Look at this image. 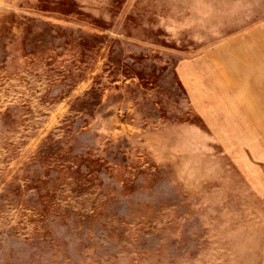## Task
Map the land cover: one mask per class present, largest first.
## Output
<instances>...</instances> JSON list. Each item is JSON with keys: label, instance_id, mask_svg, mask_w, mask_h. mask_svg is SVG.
I'll return each mask as SVG.
<instances>
[{"label": "rangeland", "instance_id": "rangeland-1", "mask_svg": "<svg viewBox=\"0 0 264 264\" xmlns=\"http://www.w3.org/2000/svg\"><path fill=\"white\" fill-rule=\"evenodd\" d=\"M251 12L0 0V264H264V78L220 60Z\"/></svg>", "mask_w": 264, "mask_h": 264}, {"label": "crops", "instance_id": "crops-1", "mask_svg": "<svg viewBox=\"0 0 264 264\" xmlns=\"http://www.w3.org/2000/svg\"><path fill=\"white\" fill-rule=\"evenodd\" d=\"M229 3H249V9L254 10L249 19L264 20V0H219ZM258 9L255 11L256 7ZM252 11V10H251ZM236 45H241L237 47ZM234 46V48L232 47ZM235 46L237 48H235ZM225 51V56L222 54ZM222 67H227L229 72L226 77L238 78V80H225V82L260 84L264 78V21L249 25L239 37L229 41L226 48L220 51ZM228 55V56H227ZM231 61V63H230ZM234 69L236 71H230ZM242 78V79H240Z\"/></svg>", "mask_w": 264, "mask_h": 264}]
</instances>
